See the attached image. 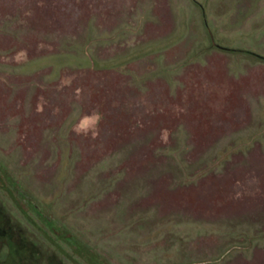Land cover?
<instances>
[{"label": "rangeland", "instance_id": "rangeland-1", "mask_svg": "<svg viewBox=\"0 0 264 264\" xmlns=\"http://www.w3.org/2000/svg\"><path fill=\"white\" fill-rule=\"evenodd\" d=\"M253 53L264 0H0V205L43 262L264 264Z\"/></svg>", "mask_w": 264, "mask_h": 264}, {"label": "trees", "instance_id": "trees-1", "mask_svg": "<svg viewBox=\"0 0 264 264\" xmlns=\"http://www.w3.org/2000/svg\"><path fill=\"white\" fill-rule=\"evenodd\" d=\"M253 55L264 61V56ZM20 232L0 205V247L2 244L6 247L5 254L0 257V264H59L54 255L43 262L35 245Z\"/></svg>", "mask_w": 264, "mask_h": 264}]
</instances>
